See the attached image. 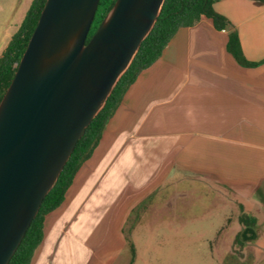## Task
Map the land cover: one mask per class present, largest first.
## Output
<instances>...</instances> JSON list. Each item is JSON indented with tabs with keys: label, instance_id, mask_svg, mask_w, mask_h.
Listing matches in <instances>:
<instances>
[{
	"label": "crops",
	"instance_id": "1",
	"mask_svg": "<svg viewBox=\"0 0 264 264\" xmlns=\"http://www.w3.org/2000/svg\"><path fill=\"white\" fill-rule=\"evenodd\" d=\"M30 3L0 0L12 7L10 15L21 6L24 16ZM212 7L230 22L252 63L235 60L225 46L228 30L214 28L208 17L177 27L124 87L89 151L99 167H113L110 177L95 188V178L77 184L69 209L47 224L28 264H150L152 245L136 239L144 213L123 233L122 200L165 165L183 172L170 178L183 182V193L199 181L237 188L244 204L264 206V0H213ZM129 167H138L136 178H127ZM201 167L206 178L191 175ZM91 189L93 205L65 222ZM94 214L101 216L90 220Z\"/></svg>",
	"mask_w": 264,
	"mask_h": 264
},
{
	"label": "water",
	"instance_id": "2",
	"mask_svg": "<svg viewBox=\"0 0 264 264\" xmlns=\"http://www.w3.org/2000/svg\"><path fill=\"white\" fill-rule=\"evenodd\" d=\"M163 0H44L0 97V264L102 107ZM238 231V230H237Z\"/></svg>",
	"mask_w": 264,
	"mask_h": 264
},
{
	"label": "rangeland",
	"instance_id": "3",
	"mask_svg": "<svg viewBox=\"0 0 264 264\" xmlns=\"http://www.w3.org/2000/svg\"><path fill=\"white\" fill-rule=\"evenodd\" d=\"M11 8L0 5V54L23 18L21 6L12 15ZM99 163L100 160L93 162L90 154L79 162L63 200L45 215L43 231L47 224L58 220L62 211L69 209V197L76 191L77 184H81L85 178H95V188L102 185L104 178L110 177L109 172L113 167L106 163L99 167ZM157 169L159 172L152 182L128 191L122 200L127 213L123 215V233H127L128 224L140 220L139 213H144L136 239L139 245H152L146 249L150 264H264V206L255 207L248 201L244 204L236 197L237 188L224 186L219 189V186L216 188L209 183L206 186L199 181L195 182L193 189L187 188L183 193L184 188L179 187L183 182L170 179L179 176L182 171L169 169L167 165ZM194 169L197 171H192V176L206 178L204 168ZM137 170L138 167H129L127 178H136ZM111 178H114L113 175ZM92 189L79 200L76 210L65 222L75 221L78 210L93 205ZM197 191L202 192L199 194ZM238 205L254 217V225L250 226L255 232L253 238L234 240ZM99 216L94 214L90 220H98ZM240 227L241 224L238 230Z\"/></svg>",
	"mask_w": 264,
	"mask_h": 264
},
{
	"label": "trees",
	"instance_id": "4",
	"mask_svg": "<svg viewBox=\"0 0 264 264\" xmlns=\"http://www.w3.org/2000/svg\"><path fill=\"white\" fill-rule=\"evenodd\" d=\"M43 1L44 0H31L19 27L10 36L0 54V97L12 76L19 56L35 24ZM113 1L114 0H97L85 40L94 31L100 18ZM212 1L213 0H163L153 25L140 41L128 66L119 76L102 107L96 112L84 128L82 134L76 139L56 180L42 197L36 214L30 220L6 264H28L33 251L41 241L45 215L56 208L63 200L65 191L72 180L79 162L88 155L91 147L98 139L103 124L114 105L118 102L124 87L132 81L138 70L149 65L159 56L163 46L177 27L192 25L197 22L201 16L208 17L214 28L228 30L225 46L235 60L241 64L252 63L243 56L236 31L230 28V22L225 16L213 9ZM238 211L237 221L241 224V227L236 231L234 240L242 241L244 238H253L255 232L250 226L254 225V217L244 212L240 205H238ZM131 253L133 255L132 246Z\"/></svg>",
	"mask_w": 264,
	"mask_h": 264
}]
</instances>
